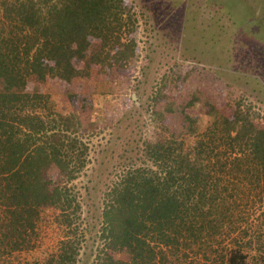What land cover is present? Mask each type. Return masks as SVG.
Segmentation results:
<instances>
[{"label":"trees","instance_id":"trees-1","mask_svg":"<svg viewBox=\"0 0 264 264\" xmlns=\"http://www.w3.org/2000/svg\"><path fill=\"white\" fill-rule=\"evenodd\" d=\"M112 1L0 0V264L36 247L47 209L63 235L53 250L24 264H87L80 250L87 239L81 204L62 185L85 165L86 144L68 116L47 109L41 94L24 89L31 78L48 74L65 80L89 74L76 62L90 40L74 24L101 36L103 50L122 40L130 21ZM56 22L70 37L81 35L76 45L60 48L67 36L55 33ZM90 59H100L97 51ZM213 108V119L201 131L190 129L189 139L171 134L165 108L147 110L154 134L142 132L136 156H124L127 163L117 171L89 236L97 242L89 264H264V227H253L249 219L264 201V130L244 138L256 125L249 113L237 106L229 117ZM51 168L58 171L53 181ZM133 176L154 186L145 221L137 226L113 202L131 194ZM261 216L264 221L263 209Z\"/></svg>","mask_w":264,"mask_h":264},{"label":"rangeland","instance_id":"rangeland-1","mask_svg":"<svg viewBox=\"0 0 264 264\" xmlns=\"http://www.w3.org/2000/svg\"><path fill=\"white\" fill-rule=\"evenodd\" d=\"M112 4L130 22L122 29V40L107 49L99 48L101 36L89 35L87 28L74 24L75 32L90 40L89 50L76 62L89 74L68 80L48 74L31 78L24 89L41 94L47 109L68 116L66 122L73 123L75 134L86 144L85 165L73 181L62 185L69 186L81 204L87 239L80 250L87 264L97 245L89 236L95 233L124 156H136L142 132L154 134L145 119L147 110L165 108L171 134L188 139L190 129L201 131L213 119L211 107L229 117L237 106L249 113L256 127L244 138L264 130V0H113ZM47 22L46 16L43 24ZM53 26L55 33L67 36L60 48L76 45L81 35L70 37L62 24ZM96 28L92 24L91 30ZM95 51L98 61L90 59ZM49 170L53 181L58 171ZM152 187V182L133 176L131 194L113 198L127 216H134L136 226L145 221L144 208L152 204ZM256 203L258 207L260 202ZM260 208L264 210V201L249 218L255 228L264 227ZM44 214L36 247L10 257L7 264L33 262L55 248L63 233L54 211ZM244 238L243 242L248 237Z\"/></svg>","mask_w":264,"mask_h":264}]
</instances>
